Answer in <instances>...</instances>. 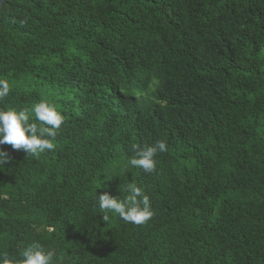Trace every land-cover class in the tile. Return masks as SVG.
I'll use <instances>...</instances> for the list:
<instances>
[{
    "label": "trees",
    "instance_id": "1",
    "mask_svg": "<svg viewBox=\"0 0 264 264\" xmlns=\"http://www.w3.org/2000/svg\"><path fill=\"white\" fill-rule=\"evenodd\" d=\"M0 79L66 117L39 158L0 145V264H264V0H0ZM129 183L144 226L102 219Z\"/></svg>",
    "mask_w": 264,
    "mask_h": 264
},
{
    "label": "clouds",
    "instance_id": "2",
    "mask_svg": "<svg viewBox=\"0 0 264 264\" xmlns=\"http://www.w3.org/2000/svg\"><path fill=\"white\" fill-rule=\"evenodd\" d=\"M10 92L9 82L0 79V101L8 97ZM33 114L35 122L32 120ZM65 122L66 117L47 100H42L31 109L0 110V145H10L14 151L22 150L27 156L39 158L41 153L55 151V139ZM132 150L136 155L124 165L122 174H125L129 167L141 168L145 173L152 174L157 167L155 156L158 152H166L167 144L157 141L155 145L143 148L134 144ZM10 160V155L0 150V167ZM121 190L128 193L123 199L112 197L107 192L98 196L102 219L108 222L109 213H114L126 223L146 225L155 215L149 197L135 183H129ZM22 256L19 264H53L55 253L45 252L41 244L33 243L23 250ZM3 264L14 262L5 254Z\"/></svg>",
    "mask_w": 264,
    "mask_h": 264
}]
</instances>
